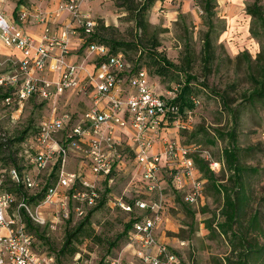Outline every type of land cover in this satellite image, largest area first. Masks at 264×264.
<instances>
[{
  "label": "rangeland",
  "instance_id": "374dc122",
  "mask_svg": "<svg viewBox=\"0 0 264 264\" xmlns=\"http://www.w3.org/2000/svg\"><path fill=\"white\" fill-rule=\"evenodd\" d=\"M16 1L0 0V9L13 26L19 27L21 25L13 10ZM60 1L62 0H26V5L33 9L49 11L56 8ZM139 1L136 0V2ZM251 1L216 0L217 5L213 16L214 29L211 34L215 57L209 70L203 68L201 61L203 34L207 25L203 19L204 12L196 0H157L149 9L147 19L152 25L151 30H156L158 33L157 37L160 42L158 50L165 52L170 61L181 64L183 67L186 47H189L194 55L191 68L187 70V73L195 79L191 80L188 90L179 93L183 97L179 103V109L185 113L184 127H169L166 130L168 137L192 149L191 156L198 155L201 158L208 156L213 160H221L222 150L227 145V140L218 139L216 131L225 133L234 129L236 145L241 150V161L246 166L260 170V180L258 177L252 178L253 187L259 193L264 191V141L259 136L260 131L264 130V101L257 98L252 100L249 95L254 89L249 75H253V69L257 65L255 58L261 51L260 40L249 33L251 18L246 14L245 9ZM260 2L264 5V0ZM79 8L84 13L90 14L97 25L103 24L106 27L104 30L106 36L125 42L135 38L133 37L137 31L135 22L123 7L116 5L114 0H81ZM67 15L68 13L63 14L61 19L65 20ZM30 25L33 26L32 17H29L25 26L30 27ZM77 30L81 34L80 29ZM15 51L0 43V72L2 74L12 73L9 71L11 64L5 61L7 57L16 59L18 56ZM127 53L129 55L123 54L129 61L130 57L134 58L138 55L131 49ZM70 54L78 55L79 62L85 61L88 64L93 62L92 56H86L84 46L78 48L76 44H73ZM141 67L147 69L150 83L161 95L167 90L174 89L177 94V90L184 85L186 76L183 71L177 74L175 80L167 81V79L153 75L143 63ZM9 88L6 86L0 88V168L2 169L13 165L11 160L7 159L9 153L14 163L22 168L19 157L23 150L21 143L24 138H31L36 134L39 122L62 114L77 119L92 104L88 97L69 91L51 100L29 97L21 104L12 102L6 105L2 95L10 91ZM24 130L26 132L23 134ZM20 134L24 135L23 139L16 140ZM126 141L123 140L121 144L122 163L114 172V181L111 186H106L107 193L103 192L104 182L96 181L100 203L103 204L100 207L84 208L86 214L92 211L89 220L92 234L95 236L85 239L78 245L74 256L59 257L57 253L63 243L65 231L73 229L86 214L78 216L70 208V219L66 220L65 209L60 206L63 187L57 188V195L50 204L38 206L39 202L30 203L32 209L45 219V224L42 225L31 220L37 233L44 237L43 240L36 237L41 252L52 255L53 264H99V262L103 264L106 255L121 256L122 264H141L135 253L137 243L129 238L131 230L121 237L116 246L109 251L106 250L107 242L114 240L115 236L120 234L131 217L144 213L135 206L133 212L128 213L119 205V202L133 204L135 198H140L145 201L160 202V216L163 223L161 228L164 232L159 229L158 234L164 235L165 238L162 242L159 235L158 239L161 243L169 245L181 261L189 260L192 264H210L211 257L221 258L226 254V244L221 237L210 239L205 235L204 219L209 218L212 210L217 209V204L212 197L205 195L206 182L203 183L202 188L204 199H198V203L193 205L183 200V191L179 192L173 188L171 175L167 171L160 174L161 188L147 193L141 176V168L134 160L132 153L126 150ZM26 164L30 174L39 179V185L45 180L52 181V185L56 184V174L51 176L54 170L49 177H46L47 171H38L35 167H31V164ZM78 166L77 159L71 155L67 160L65 170L72 172ZM219 172L218 175H220ZM192 174L194 178L203 179V175L198 172L196 166ZM85 176L91 180L95 179L88 170ZM39 189L29 190L26 195H32L33 191L41 192ZM185 206L194 212L193 216L186 214ZM33 234L35 235L34 232ZM182 240L185 241V245L180 248L178 243Z\"/></svg>",
  "mask_w": 264,
  "mask_h": 264
},
{
  "label": "built area",
  "instance_id": "2783aa9c",
  "mask_svg": "<svg viewBox=\"0 0 264 264\" xmlns=\"http://www.w3.org/2000/svg\"><path fill=\"white\" fill-rule=\"evenodd\" d=\"M80 2L62 0L49 11L20 3L15 13L19 27L13 26L0 9V43L15 49L20 56L7 57L10 75L0 72V88L11 89L3 102L21 104L29 97L51 100L72 91L88 97L92 103L77 119L62 114L39 122L36 134L21 143L22 168H0V264H53L54 257L41 252L38 241L24 226L25 215L36 224H45V219L27 201L26 192L44 188L38 201L41 206L52 203L57 188L63 187L60 206L65 209V217H69L71 209L78 216L85 215L84 208L100 202L96 181L104 182V189L113 183L114 172L122 163L123 140H127L126 150L141 168L147 193L161 188L160 174L167 171L173 188L183 191L186 203L196 204L203 196V180L192 174V149L178 144L166 132L172 126L184 127L185 113L174 101L176 89L157 93L147 69L133 67L122 52L110 53L107 45L91 40L97 23L80 10ZM29 17L33 18V25L41 28L37 39L25 28ZM73 38L78 39L79 48L84 46L87 57L92 56L91 64L79 62L78 57L71 59ZM259 136L264 141V130ZM71 155L79 163L72 172L65 170ZM203 159L213 173L223 166L221 160L208 156ZM26 163L38 171H47L46 177L58 163L56 184L51 181L45 187V180L39 185V179L30 174ZM86 170L94 180L86 178ZM10 186L19 187L21 193L9 191ZM38 193L41 192L33 191L32 195ZM159 203L140 198H135L133 204L119 202L128 213L133 212L134 206L144 211L133 216L129 237L137 243V257L143 264H192L189 260L181 261L171 247L156 237L155 230L161 223ZM184 244V240L179 242V246ZM107 264H122L121 256L111 258Z\"/></svg>",
  "mask_w": 264,
  "mask_h": 264
},
{
  "label": "trees",
  "instance_id": "16d2710c",
  "mask_svg": "<svg viewBox=\"0 0 264 264\" xmlns=\"http://www.w3.org/2000/svg\"><path fill=\"white\" fill-rule=\"evenodd\" d=\"M113 1V0H112ZM116 5L123 7L128 15L131 16L137 27L135 37L132 41L125 42L116 38L106 36L103 24L96 26L93 35L90 37L91 40L95 42H101L108 46L109 52L114 53L117 51H122L126 55H129L128 50L135 51L138 55L137 57H130V61L135 68H140L142 63L145 67L149 68V71L159 78L168 80H175L177 74L180 72L185 73L184 85L181 86L180 90H177L175 97V103H180L183 97H181V91L185 92L190 88L191 80L195 79L187 73V70L191 68L193 61V51L189 47H186L185 55L183 58V67L181 64L173 63L170 61L165 52L159 51L160 46L159 39L157 37V31L151 30V23L147 19V13L152 7V4L157 0H114ZM20 3L26 4V0H17L14 13H16V7ZM196 3L201 7L204 12L203 19L205 20V25L207 29L205 31L202 45L201 61L203 68L206 70L211 68L213 63L215 52L212 48L211 34L214 29L213 16L215 15L216 0H196ZM246 14L251 18V25L249 28V33L252 37L260 40L261 51L257 54L255 58L256 68L253 69V75H249L250 80L253 83V91L249 94L251 99L255 98L264 101V5L260 0H252L246 6ZM248 58V57H247ZM180 93V94H179ZM7 93L2 95V98L6 96ZM180 111H182L180 109ZM26 132L24 130L23 134ZM217 138L220 140H227V145L222 150V163L223 166L219 172L220 175L213 173L209 170L208 163L205 159L198 155L192 156L194 165L198 171L203 175L206 181V194L213 198L214 202H220V197H222V206L218 211L212 210L211 216L204 219L205 227L208 229V237H221L224 238L227 244L230 246L231 252L228 257L224 258V264H264V245L257 248L256 242L248 237L247 231L253 230L255 233H259L260 221H262V213L256 211L254 214L249 213L246 206L247 202L239 199V193L242 192L243 184L245 182L244 175L254 176L256 175V169L253 167H248L241 162L240 152L241 150L236 145V132L234 129L227 131L225 133L217 130ZM24 135L16 138V140H22ZM7 159L20 170L17 164L14 163L10 153ZM6 160V159H5ZM57 165L54 168L51 176L56 174ZM224 183L221 180H224ZM50 182L46 183L47 187ZM9 191L16 192L18 195L21 193V189L17 186H10ZM36 195H30L27 198L28 202H38L43 197V191ZM104 194L107 193V188L104 189ZM130 203V202H129ZM103 203H98L96 206L100 207ZM95 207V206H94ZM96 207V208H97ZM186 207V206H185ZM205 211V210H203ZM90 211L84 216L82 220L76 223L73 229H67L64 233L63 243L58 250L57 256L62 257V255L74 256V253L78 250V245L83 243L85 239L94 237L92 234V228L90 224ZM24 213V212H23ZM186 214L193 216L194 212L190 211L186 207ZM221 218V220L219 219ZM24 226L26 229L33 234L36 238L44 239L37 229L32 226V221L30 217L25 215L23 218ZM69 217L66 219L69 221ZM133 217H131L123 227L120 234L115 236V239L107 242L106 250H111L117 245L121 237L127 234L128 230L132 229ZM264 235V229H263ZM238 251L235 254V251ZM50 255L49 253H46ZM233 255V257H231ZM116 257V255H106L103 260V264ZM218 264H223L222 261ZM100 264V262H99Z\"/></svg>",
  "mask_w": 264,
  "mask_h": 264
},
{
  "label": "crops",
  "instance_id": "0c3cea01",
  "mask_svg": "<svg viewBox=\"0 0 264 264\" xmlns=\"http://www.w3.org/2000/svg\"><path fill=\"white\" fill-rule=\"evenodd\" d=\"M60 22H63V19H60ZM25 28H26V30L35 38V39H37L39 36H40V26L39 25H33V26H31L30 25V27L29 26H25ZM73 44H76V47H78L79 45V42H78V39H76V38H73V40H72V43H71V47L73 46ZM79 48V47H78ZM16 52V55L18 56V57H20L19 56V53L17 52V51H15ZM71 55V59L72 60H74V59H76V57H78V55H76V54H70ZM17 57V58H18ZM242 163H243V161H241ZM244 164V163H243ZM248 167H250V166H248ZM257 171V173H256V175H254V176H250V175H244V180H245V182H244V184H243V190H242V192L241 193H239V199H241L242 200V204H243V201H245V202H247V205H244V206H246L247 207V209H248V212L249 213H255L256 211H259V212H261L262 213V221H260V226H259V229H257V230H259V233H255V231L253 232V230H248L247 231V234H248V237H251L255 242H256V244L258 245L257 246V248H259V246H263L264 245V235H263V229H264V191H260L259 193H257L256 192V188H254L253 187V177H258V180H260L259 179V175H260V170H258V169H256ZM199 172V171H198ZM200 173V172H199ZM201 174V173H200ZM215 174H217V173H215ZM202 175V174H201ZM203 177V176H202ZM262 179V178H261ZM203 183L204 182H206L207 181V179L206 178H204L203 177ZM257 180V181H258ZM224 181H225V179L224 180H221V182L222 183H224ZM155 190H153L152 192H154ZM156 193V192H155ZM257 194H258V196H257ZM205 195H207V194H205ZM206 197H210V196H206ZM156 199V197H152V199ZM211 198V197H210ZM222 197H220V202H218V203H216L217 204V209H216V211H218L219 210V208H221V206L223 205L222 204V199H221ZM204 199V196H202V200ZM168 200H169V198H168ZM212 200H213V198H212ZM214 201V200H213ZM201 203H203V201L201 202ZM190 205V204H189ZM202 205V204H201ZM206 219V218H205ZM220 220H221V218H219ZM205 223V222H204ZM162 221H161V223H160V225L156 228V230H155V232H156V235H157V237L160 235V233L158 234V232H159V229H162L161 228V226H162ZM168 227V226H167ZM172 228L174 227V226H171ZM173 229H175V227L173 228ZM164 229H162V231H163ZM205 230H206V236L208 235V229L205 227ZM164 232V231H163ZM208 237V236H207ZM165 237H164V235H160L159 236V239L162 241V239H164ZM209 238V237H208ZM219 238V237H218ZM211 239V238H210ZM223 240H224V242H225V244H226V250H227V253L226 254H224L221 258H217V257H215V256H213V257H211V259H210V264L211 263H214V264H218L217 263V261L218 262H221L222 261V263L224 264V258L225 257H228L229 256V253L231 252V250H230V246L227 244V242L225 241V239L224 238H222ZM163 242V241H162ZM185 245V244H184ZM184 245H182V246H184ZM169 246V245H168ZM178 246H179V243H178ZM177 245H176V247H178ZM182 246H179L180 248L182 247ZM170 247V246H169ZM238 251H240V250H238L237 249V251H235V254H237V252ZM231 257H233V255L231 256ZM234 258V257H233ZM140 262H141V260H140ZM141 264H143L142 262H141Z\"/></svg>",
  "mask_w": 264,
  "mask_h": 264
}]
</instances>
